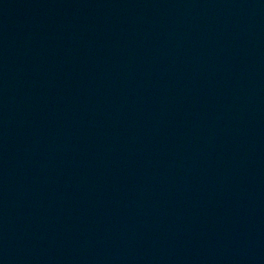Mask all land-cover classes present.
<instances>
[{
    "label": "water",
    "instance_id": "obj_1",
    "mask_svg": "<svg viewBox=\"0 0 264 264\" xmlns=\"http://www.w3.org/2000/svg\"><path fill=\"white\" fill-rule=\"evenodd\" d=\"M0 264H264V0H0Z\"/></svg>",
    "mask_w": 264,
    "mask_h": 264
}]
</instances>
